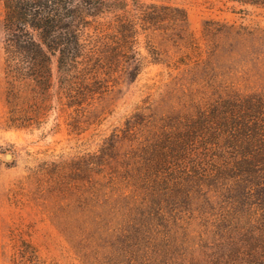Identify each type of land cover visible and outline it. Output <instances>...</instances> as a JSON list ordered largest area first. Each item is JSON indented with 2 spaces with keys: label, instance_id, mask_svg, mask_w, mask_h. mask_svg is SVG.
Instances as JSON below:
<instances>
[{
  "label": "rangeland",
  "instance_id": "rangeland-1",
  "mask_svg": "<svg viewBox=\"0 0 264 264\" xmlns=\"http://www.w3.org/2000/svg\"><path fill=\"white\" fill-rule=\"evenodd\" d=\"M140 1L183 9L187 26L136 19L142 61L76 82L78 103L58 94L54 61L50 95L34 106L32 84L6 74L0 0V264L25 243L59 264H236L243 239L263 232L264 203L245 204L239 180L197 181L191 155L187 166L166 155L213 106L264 103V6ZM10 110L31 125L11 126Z\"/></svg>",
  "mask_w": 264,
  "mask_h": 264
},
{
  "label": "trees",
  "instance_id": "trees-1",
  "mask_svg": "<svg viewBox=\"0 0 264 264\" xmlns=\"http://www.w3.org/2000/svg\"><path fill=\"white\" fill-rule=\"evenodd\" d=\"M1 1L6 74L13 85L16 81L32 84L26 94L36 102L34 106L50 95L54 61L63 80L58 94L78 103L83 95L73 94L76 82L88 86L92 79L98 83L105 70L124 69L125 65L142 61L136 19L155 29H164L166 24L172 30L184 29L188 24L183 9L140 0L134 1V13L127 0ZM232 1L264 6V0ZM149 52L157 58L155 49ZM255 98L248 97L247 105L242 107L230 101L215 105L207 111L205 119L186 124L184 134L176 139L179 144L169 149L172 154L166 158L183 161L187 166L192 156V165L185 168L187 174L194 173L197 181L239 180L247 199L245 204L254 199L252 205L256 206L264 203V103L260 99L258 104L251 103ZM16 111L10 110L7 122L15 127L30 126L32 122L21 119ZM208 159L215 161L217 167L208 165L204 174L197 172ZM174 180L183 179L176 175ZM250 234L249 239H243L249 245L246 251L237 250L242 255L238 254L236 264H264V230ZM19 250L13 264H59L41 259L29 243Z\"/></svg>",
  "mask_w": 264,
  "mask_h": 264
}]
</instances>
